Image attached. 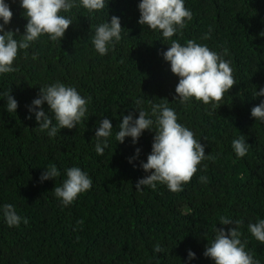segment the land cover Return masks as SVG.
Here are the masks:
<instances>
[{"label":"trees","instance_id":"obj_1","mask_svg":"<svg viewBox=\"0 0 264 264\" xmlns=\"http://www.w3.org/2000/svg\"><path fill=\"white\" fill-rule=\"evenodd\" d=\"M5 2L13 12L5 30L19 29V40L27 23L24 10L19 0ZM139 2L110 0L98 13L82 7L62 13L73 25L61 43L41 36L20 51L16 71L0 75V94L11 89L18 102L16 113H8L0 95V208L12 204L28 220L9 227L0 211V264H214L203 255L207 243L215 239L216 228L236 227L221 225V217L241 222L237 228L245 250L264 264V244L248 228L264 219V122L251 116L252 107L264 101V96L253 99L254 91L264 88V0H185L192 20L182 34L167 40L138 23ZM111 16L120 18L122 39L101 56L92 37ZM209 29L211 36L204 40ZM172 40L182 46L194 40L218 54L227 49L223 58L231 62L237 85L219 109L194 98L180 103L175 92L179 78L162 56ZM57 81L75 87L88 100V110L76 128L49 137L39 130L29 106L40 88ZM165 102L211 158L180 192L160 183L138 191L137 181L151 174L140 164L152 151L155 124L136 144L131 137L119 143L121 114L137 118L143 110L155 121L151 105ZM43 109L55 124L46 103ZM102 118L110 119L113 130L104 154L98 155L94 135ZM241 135L249 144L243 158L232 147ZM51 164L61 175L41 181ZM71 167L81 168L93 183L63 206L52 190L62 186ZM157 244L163 252H154ZM189 250L195 259H188Z\"/></svg>","mask_w":264,"mask_h":264},{"label":"clouds","instance_id":"obj_2","mask_svg":"<svg viewBox=\"0 0 264 264\" xmlns=\"http://www.w3.org/2000/svg\"><path fill=\"white\" fill-rule=\"evenodd\" d=\"M15 2V0H13ZM20 7L24 10L27 23L25 31L18 40L19 29L15 31L5 30L9 25L13 12L5 0H0V75L12 73L17 69L13 67L21 50H27L32 43L41 36H48L53 42H60L65 37L66 31L73 25L72 19L62 13H68L73 8H84L88 13H98L105 9L110 0H19ZM140 17L138 23L147 25L151 30L162 33L164 39H171L177 33L182 34L186 27V21L192 20L191 11L185 6V0H140L138 4ZM120 18L111 16L110 22L96 26L92 44L96 52L105 56L121 39L123 31ZM264 33V32H262ZM211 36V29L203 37L204 40ZM228 55L227 49L222 54L211 50L207 45L188 40L184 46L178 40H172L167 51L162 53L163 59L170 63L171 72L176 75L178 83L175 92L181 104L190 102L193 98L205 105L217 107L224 105L226 93L237 85L234 69L231 62L223 57ZM33 55V59H36ZM5 97L8 113L17 111L18 102L8 92L0 94ZM264 96V88L254 91L253 99ZM47 104L49 112L54 114L56 123L46 114L43 105ZM88 100L82 97L75 87L66 86L57 81L51 85L40 88L38 98L29 106V113L35 114L40 131H47L49 137H55L61 129H73L86 117ZM139 116L134 118L130 113L121 114V123L118 125L116 140L124 143L126 137L132 138L136 144L145 130L154 131L152 151L147 156V162H141L140 166L146 173H151L137 181L135 188L141 191L144 186L156 189L157 183L165 184L172 192H180L183 186L190 183L199 171L200 164L211 157L205 154V146L195 138L192 130L178 122L175 110L168 103H153L151 115L139 110ZM251 116L255 120L264 122V101L252 107ZM31 119V115L27 117ZM99 127L95 130V151L103 155L108 147V138L112 134L113 126L108 118L99 121ZM232 147L236 155L243 158L248 154L249 144L244 135L233 139ZM140 149H136V157ZM136 157L129 158L132 163ZM207 167V165H205ZM41 175V181L55 179L61 175L58 168L51 164L45 168ZM202 183H207V178L200 177ZM92 179L79 167L66 169V179L62 186H55L54 195L63 206L71 205L80 194L92 187ZM3 217L9 227H19L21 221L28 223L27 218H22L16 212L12 204H5L0 208ZM83 224V221H78ZM234 223L236 227L225 231L216 228L215 239L207 243L203 255L211 258L214 264H259L249 252L245 250L246 242L242 243L237 225L240 221L221 217V225ZM252 236L264 244V219L248 225ZM155 253L163 252L159 244L154 246ZM196 258L195 252L188 251V259Z\"/></svg>","mask_w":264,"mask_h":264}]
</instances>
